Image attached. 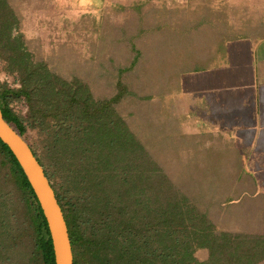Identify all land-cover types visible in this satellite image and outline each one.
<instances>
[{
  "label": "trees",
  "instance_id": "trees-1",
  "mask_svg": "<svg viewBox=\"0 0 264 264\" xmlns=\"http://www.w3.org/2000/svg\"><path fill=\"white\" fill-rule=\"evenodd\" d=\"M18 28V15L8 0H0V61L4 73L16 78L14 87L0 84V109L51 180L75 264L264 261V236L219 227L211 207L178 188L152 159L116 109L130 95L121 80L114 97L96 98L85 82L65 79L36 60L23 36L15 35ZM16 104L25 111L17 112ZM5 179L21 192L25 220L17 223L0 189V264H55L35 193L0 140V184Z\"/></svg>",
  "mask_w": 264,
  "mask_h": 264
},
{
  "label": "rangeland",
  "instance_id": "rangeland-1",
  "mask_svg": "<svg viewBox=\"0 0 264 264\" xmlns=\"http://www.w3.org/2000/svg\"><path fill=\"white\" fill-rule=\"evenodd\" d=\"M8 2L19 19L15 35H22L35 59L46 61L56 74L69 80L80 79L89 85L98 99L114 97L121 80L130 95L116 105L117 111L178 188L197 198L204 208L211 207V215L219 227L227 231L244 230L249 218V227L254 229L257 225L260 230L264 209L260 203L257 207L250 201L248 209L244 200L246 194L251 196L258 189L259 175L257 178L244 175L245 162L242 160L217 162L208 159L206 154L191 152L194 148L189 144V136L184 135L182 141L174 143L181 130L166 129L157 119L156 122L150 118L154 111L152 106L164 103L166 87L171 90V79L168 78L171 77V66L175 69L173 63L178 62L177 50L170 42L173 33L166 31L163 1L124 0L122 5L118 0H109L102 8L99 7L100 0ZM86 2L98 7H90ZM72 4H76V9ZM152 5L158 7L150 9ZM206 74L208 81L193 80L190 91L212 88L213 74ZM4 82L14 87L16 78L4 73L0 61V84ZM15 108L20 113L25 111L22 104H16ZM204 129L208 139L212 129ZM225 132L227 130H222L220 135ZM196 156H203L204 160L196 159ZM251 164L253 169L254 166L260 168V161ZM212 165L216 167H210ZM52 182L56 185V178ZM0 186L7 209L16 216L15 220L18 217L17 223L22 224L25 216L20 190L6 179ZM250 196L247 197L250 199ZM229 198L231 201L226 202ZM198 255L205 257L204 252Z\"/></svg>",
  "mask_w": 264,
  "mask_h": 264
},
{
  "label": "crops",
  "instance_id": "crops-1",
  "mask_svg": "<svg viewBox=\"0 0 264 264\" xmlns=\"http://www.w3.org/2000/svg\"><path fill=\"white\" fill-rule=\"evenodd\" d=\"M100 1L102 8L109 0ZM118 1L124 5V0ZM161 1L178 62L169 58L176 65L175 69L171 66L168 78L171 90L166 87L164 103L152 106L150 118L166 129L181 130L174 143L189 136L191 152L217 162L244 161V175L260 177L256 192L245 195L246 207L249 209L250 201L264 209V0ZM206 73L213 74L212 90L190 91L193 80H207ZM204 128L212 129L208 139ZM222 130H227L223 136ZM196 159L204 160L203 156ZM256 160L259 169L251 166ZM260 224V230L257 225L251 228L248 218L245 230L264 236L263 219Z\"/></svg>",
  "mask_w": 264,
  "mask_h": 264
},
{
  "label": "water",
  "instance_id": "water-1",
  "mask_svg": "<svg viewBox=\"0 0 264 264\" xmlns=\"http://www.w3.org/2000/svg\"><path fill=\"white\" fill-rule=\"evenodd\" d=\"M0 140L16 158L35 193L50 231L55 264H74L69 228L51 180L30 145L6 122L1 109Z\"/></svg>",
  "mask_w": 264,
  "mask_h": 264
},
{
  "label": "flooded vegetation",
  "instance_id": "flooded-vegetation-1",
  "mask_svg": "<svg viewBox=\"0 0 264 264\" xmlns=\"http://www.w3.org/2000/svg\"><path fill=\"white\" fill-rule=\"evenodd\" d=\"M74 262H75V254H74ZM75 264V263H74Z\"/></svg>",
  "mask_w": 264,
  "mask_h": 264
},
{
  "label": "bare ground",
  "instance_id": "bare-ground-1",
  "mask_svg": "<svg viewBox=\"0 0 264 264\" xmlns=\"http://www.w3.org/2000/svg\"><path fill=\"white\" fill-rule=\"evenodd\" d=\"M74 55V54H73Z\"/></svg>",
  "mask_w": 264,
  "mask_h": 264
}]
</instances>
